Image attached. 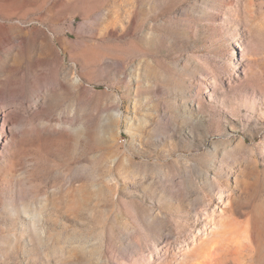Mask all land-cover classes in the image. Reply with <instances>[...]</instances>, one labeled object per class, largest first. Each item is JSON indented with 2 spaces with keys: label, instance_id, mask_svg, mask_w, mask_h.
I'll return each mask as SVG.
<instances>
[{
  "label": "rangeland",
  "instance_id": "obj_1",
  "mask_svg": "<svg viewBox=\"0 0 264 264\" xmlns=\"http://www.w3.org/2000/svg\"><path fill=\"white\" fill-rule=\"evenodd\" d=\"M214 221L183 264H264V0H0V264H181Z\"/></svg>",
  "mask_w": 264,
  "mask_h": 264
},
{
  "label": "bare ground",
  "instance_id": "obj_2",
  "mask_svg": "<svg viewBox=\"0 0 264 264\" xmlns=\"http://www.w3.org/2000/svg\"><path fill=\"white\" fill-rule=\"evenodd\" d=\"M215 220V219H214ZM219 221V220H218ZM210 223V222H209ZM215 225H214V229L213 231L208 234V236L202 238L200 240V242L197 243V247L194 248L191 252H187L184 257L182 258V263L184 262H189L191 259H193L194 257H196L198 254L202 253L204 248L206 246H208L209 244L213 243V240L215 239V236L217 235V231L216 229L219 227V223H217L216 221H214ZM212 226V225H211ZM212 259L211 254L210 253H206L205 258H204V264H209V260Z\"/></svg>",
  "mask_w": 264,
  "mask_h": 264
}]
</instances>
